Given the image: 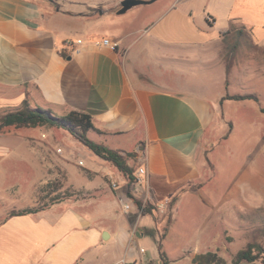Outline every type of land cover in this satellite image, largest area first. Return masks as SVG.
<instances>
[{"label": "crops", "instance_id": "1", "mask_svg": "<svg viewBox=\"0 0 264 264\" xmlns=\"http://www.w3.org/2000/svg\"><path fill=\"white\" fill-rule=\"evenodd\" d=\"M121 1L0 0V120L24 104L55 116L87 114L96 131L87 132L94 139L86 136L124 156L132 153L126 164L135 178L129 187L112 163L83 144L78 147L87 160L79 159L78 170L71 154H55L38 132L2 129L0 189L14 201L0 200V264H132L134 257L120 255L138 245L135 231L161 223L152 207L138 215L129 193L141 203L180 202L186 194L200 199L227 143L243 130L248 134L259 118L264 122V87L254 86L264 76V45L253 43L239 25H215L217 13L258 6L259 0H154L132 6L127 19L117 20ZM103 25L118 33H87ZM259 29L264 40V25ZM71 32L79 35L72 40ZM237 34L260 54L246 57L249 65ZM103 39L116 47L100 44ZM141 167L144 173L137 175ZM58 174L57 190H72L74 198L29 204ZM253 179L251 194L260 188ZM24 209L33 211L10 215ZM111 255L119 256L111 261Z\"/></svg>", "mask_w": 264, "mask_h": 264}, {"label": "rangeland", "instance_id": "2", "mask_svg": "<svg viewBox=\"0 0 264 264\" xmlns=\"http://www.w3.org/2000/svg\"><path fill=\"white\" fill-rule=\"evenodd\" d=\"M163 1L158 0L154 4ZM259 1L258 6L241 5L237 6L235 11L217 13L215 18L216 28L222 30L227 28L228 25H239L245 34H249L253 43L264 45L263 34H260L259 29V25H264V0ZM108 5H111V3ZM200 12L201 7L196 4L194 9L196 21H199ZM171 15L166 16L160 25L167 23ZM128 16L129 10L114 17L117 20H123L127 19ZM233 17L238 19L236 21L230 20ZM147 21L148 19H146ZM87 33L93 35L105 34L112 37L118 33V29H115L112 25H103L102 29ZM78 35L79 33L71 32L68 38L73 40ZM237 36L240 41L244 38L243 42H240V46H243V48L239 52L242 59H244V65H249L246 57H249L252 53L257 56L260 54L259 52H251V42L246 39L245 35L237 34ZM251 67L254 68V65H251ZM255 82V87L258 89L263 88L264 76L257 77ZM259 120L254 127H248V134L244 130L241 134L239 132L241 138L228 142L226 149L221 151V161L215 169H212L214 173L213 181L208 186L207 191L201 194L200 199L197 195L188 194L184 195L180 202L176 201V197L172 199L164 198L167 199V206L162 210L156 207L160 200L143 202L144 205L148 204L155 209L156 217L160 218L161 224L156 227L151 222V229L148 232L142 228L137 229V226H135L134 230H137L133 236L138 239V245L129 246L120 256L122 258L134 257L132 264H162L158 254V245L160 244L161 251L165 254L168 264H191V257L196 250L201 253L215 249L219 251V255L226 262H230L231 258L239 250L245 249L248 243L254 246L252 248L253 253L259 248H264V154L262 153L264 152V122H261L260 118ZM14 129L9 128L6 130L3 128L2 132H38L37 134L41 135L40 139L45 141L49 145V149L54 151L55 154L62 155L65 152L71 154L75 159V169L80 170L81 168L78 163L80 158L84 157V160H87V157L81 155L80 149L82 148L78 147L82 143L79 141L71 142L69 137L73 138V136L64 129L47 125L40 126L37 128L38 130L29 127ZM87 136L92 139L95 138L92 133H88ZM76 143L79 144L76 146ZM57 149L61 151L58 152ZM258 151L257 155L256 152ZM116 152L123 158L122 153ZM77 153L79 154L77 155ZM252 167H254V170H251ZM250 177L254 178L253 180L260 185L257 193L251 194L249 188ZM61 178L62 176L58 174L47 187L36 191L38 198H31L32 201L28 199L29 204L34 201L38 204L42 202L49 203L55 200L56 197L72 196L71 198H74L76 193L72 190H57V186L61 184ZM114 178L122 188L123 184L120 182L119 177ZM24 194L26 197V193ZM21 198L20 195L19 199ZM0 200L8 203L14 201L1 189ZM124 200L128 202L126 198ZM1 209L2 205L0 204ZM108 250L112 253L111 248ZM116 252L118 253V251ZM117 256L119 255H111V261ZM239 264L261 263L257 260L254 262L242 261Z\"/></svg>", "mask_w": 264, "mask_h": 264}, {"label": "trees", "instance_id": "3", "mask_svg": "<svg viewBox=\"0 0 264 264\" xmlns=\"http://www.w3.org/2000/svg\"><path fill=\"white\" fill-rule=\"evenodd\" d=\"M224 98L236 100L251 98L257 100L256 96L254 95H226ZM45 125L64 129L85 147L91 150L95 155L112 163L127 178L128 186L131 187L135 178L132 168L126 164V157L133 156V154H127L122 158L116 151L89 139L86 136L87 132L96 131V129L92 124L90 116L87 114L69 111L63 116H55L52 115L48 110L41 108H30L24 104L21 109L7 113L2 117L0 120V131L4 127L34 128ZM129 197L132 198L137 208H142V203L133 198L130 193ZM57 199L58 197L55 198V200ZM31 211H33V209L13 211L10 213V215ZM148 212H151V207L150 205L146 204L142 208L141 214L143 215ZM253 247L254 246L252 244L248 243L245 249L239 250L231 258L230 262H226V260L216 251L196 253L191 257V264H239L242 261L254 262L257 260H259L261 264H264V248H259L255 253H253ZM158 250L161 263L168 264L165 254L161 251L160 244L158 245Z\"/></svg>", "mask_w": 264, "mask_h": 264}, {"label": "built area", "instance_id": "4", "mask_svg": "<svg viewBox=\"0 0 264 264\" xmlns=\"http://www.w3.org/2000/svg\"><path fill=\"white\" fill-rule=\"evenodd\" d=\"M77 43H80V40H78ZM100 44L105 45V46H108V47H110L111 49H114V48L116 47V43L113 42V41H111V40H109V39H103V40H101ZM57 151L60 152L61 150H60V149H57ZM78 163H79L80 165L83 164L81 160H79ZM143 173H144V168L141 167V168H139V169L137 170V175H141V174H143ZM111 186H112L113 188H117V184H116V183H111ZM166 206H167V199L160 200L159 203L156 204V207H157L159 210H162V209L165 208ZM143 207H144V203H142V208H143ZM129 208H130V205H129L128 203L124 205V209H125V210H129ZM142 208H137L138 215L141 214V212H142Z\"/></svg>", "mask_w": 264, "mask_h": 264}, {"label": "water", "instance_id": "5", "mask_svg": "<svg viewBox=\"0 0 264 264\" xmlns=\"http://www.w3.org/2000/svg\"><path fill=\"white\" fill-rule=\"evenodd\" d=\"M154 0H149V1H143V0H122L120 2V8L117 10L118 14H122L126 12L129 8L132 6L138 5V4H145V3H150L153 2ZM104 238V237H103Z\"/></svg>", "mask_w": 264, "mask_h": 264}]
</instances>
